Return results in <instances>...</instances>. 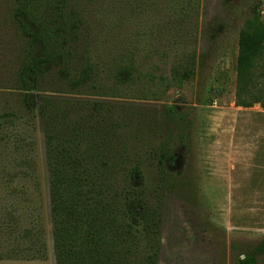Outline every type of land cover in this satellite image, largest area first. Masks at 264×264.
<instances>
[{
  "label": "rangeland",
  "instance_id": "374dc122",
  "mask_svg": "<svg viewBox=\"0 0 264 264\" xmlns=\"http://www.w3.org/2000/svg\"><path fill=\"white\" fill-rule=\"evenodd\" d=\"M262 1L70 0L63 63L32 92L28 110L17 90L25 49L12 0H0V264H55L38 97H64L86 68L85 90L67 97L132 105L142 118L157 109L175 156L157 264H236L264 241V109L234 106L238 34ZM257 11L264 26V8ZM129 63L140 80L180 65L196 78L160 101L106 97L116 66Z\"/></svg>",
  "mask_w": 264,
  "mask_h": 264
},
{
  "label": "trees",
  "instance_id": "16d2710c",
  "mask_svg": "<svg viewBox=\"0 0 264 264\" xmlns=\"http://www.w3.org/2000/svg\"><path fill=\"white\" fill-rule=\"evenodd\" d=\"M260 7L264 0L238 34L234 106L239 108L264 109ZM71 11L70 0H12V23L25 49L17 90L28 110L32 92L63 63ZM181 66L169 77L140 80L132 64H118L105 95L160 101L176 84L196 78L193 67ZM66 69L59 74L64 76ZM90 71L86 68L78 81H71L64 97H38L54 263L157 264L163 194L175 156L164 148L157 109H148L142 118L132 105L67 97L85 87ZM262 257L264 241L235 263L257 264Z\"/></svg>",
  "mask_w": 264,
  "mask_h": 264
}]
</instances>
